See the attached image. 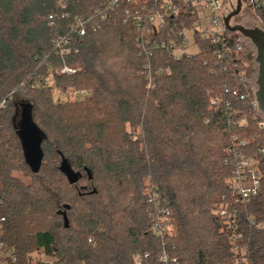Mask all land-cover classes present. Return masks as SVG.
<instances>
[{"label": "trees", "instance_id": "trees-1", "mask_svg": "<svg viewBox=\"0 0 264 264\" xmlns=\"http://www.w3.org/2000/svg\"><path fill=\"white\" fill-rule=\"evenodd\" d=\"M108 1L0 0V101L12 94L0 115L2 239L20 264L39 253L57 264H264V115L251 106L256 85L241 80L253 46L229 32L243 49L220 59L196 33L199 52L177 60L168 45H181L191 14L152 33L126 15L144 0H122L99 22ZM85 19L100 28L80 37ZM54 37H72L79 52L62 55ZM24 113L44 135L38 174L19 137ZM237 155L261 171L246 204L231 186Z\"/></svg>", "mask_w": 264, "mask_h": 264}, {"label": "built area", "instance_id": "built-area-1", "mask_svg": "<svg viewBox=\"0 0 264 264\" xmlns=\"http://www.w3.org/2000/svg\"><path fill=\"white\" fill-rule=\"evenodd\" d=\"M121 1L122 0H109L101 10H97L94 13L95 18H98L99 22H103V20L106 19V12L111 9L114 10ZM127 2L132 4L137 3V0H127ZM241 2L242 8L248 7L251 12H254L253 15L257 17V13L260 12L264 18L263 0H241ZM138 4L135 11H126V15L136 22L137 26L141 29L145 23L149 24L152 28L149 32L152 33L159 32L169 24L178 22L181 18H185V14L187 13L191 14L193 20L192 27L179 33V37H182L181 45L177 46L173 42L168 45L172 57L177 60L184 56L192 55L188 52L187 31H193L192 41L193 45L198 49L197 53L199 52V47L195 42L196 33H199L211 44L220 59L230 58L232 54H236L243 49V44L240 40H234L228 35L229 30L225 23L226 17L236 8L237 0H144L142 2L140 1ZM60 7L65 8L64 2L60 3ZM257 19L261 20L260 17ZM49 20L53 21V16H49ZM91 20L92 19L77 20L78 25L75 27L74 31H76L80 37H83L87 32ZM201 25L205 27L204 30H201ZM198 27L200 29H198ZM99 28V25L90 24L88 29L96 31ZM73 40L72 37H54L56 47L60 48L62 55L77 54L79 52L78 48L73 45ZM161 46L164 47V44L162 43ZM235 67H238L237 63ZM145 70L148 76L147 87L148 89H153L155 88V84L151 77L150 66L146 65ZM75 72V70L68 67H64L60 70L61 74H74ZM156 74L168 76L170 75V71L160 69L158 72L156 71ZM246 77V72H241V80H244ZM88 95V92H76L73 94V98L83 99ZM11 97L12 94L0 101V115L7 108ZM251 106L253 110L264 115L258 108L256 96L251 102ZM261 127L264 128V122L261 123ZM242 144L244 145V143ZM236 157L237 161L234 165V178L231 186L236 197V202L246 204L256 197L260 191L261 171L255 160L241 157L240 155ZM212 214L214 216L225 217L229 212L227 210H216ZM5 223L6 218L3 215V201L0 198V264H20L15 249L2 239ZM251 224H253V222H251ZM156 233L159 235L163 234L159 227H157ZM41 255L44 256V259L40 258ZM161 261L167 263L168 258L164 255ZM140 262L141 260L138 258V263ZM27 264H57V260L46 254L39 253L35 254Z\"/></svg>", "mask_w": 264, "mask_h": 264}, {"label": "water", "instance_id": "water-1", "mask_svg": "<svg viewBox=\"0 0 264 264\" xmlns=\"http://www.w3.org/2000/svg\"><path fill=\"white\" fill-rule=\"evenodd\" d=\"M241 10L242 2L241 0H237L236 8L226 17L225 23L229 32L240 34L243 38L249 40L256 50L255 57L250 55L248 59L254 58L255 63L258 65V76L256 79L257 90L255 96L258 108L260 112L264 114V30L259 27L247 28L242 25L232 24V19L239 15ZM19 137L23 146L26 163L34 174H38L44 159L42 148L44 135L27 113H24L22 116ZM61 156L60 172L67 178L70 185L77 184L81 178L80 173L75 172L71 168L68 160L63 155ZM88 174H90L89 171ZM89 178L92 179V176L89 175ZM92 193H96V190ZM64 209L65 211H59L58 214L62 216L64 227L68 229L70 227V222L67 211L70 210V206L65 205Z\"/></svg>", "mask_w": 264, "mask_h": 264}, {"label": "rangeland", "instance_id": "rangeland-1", "mask_svg": "<svg viewBox=\"0 0 264 264\" xmlns=\"http://www.w3.org/2000/svg\"><path fill=\"white\" fill-rule=\"evenodd\" d=\"M252 14H254V12L252 11ZM252 14H244L242 16H239L237 19V21H241L243 23V26L244 27H247V28H250V27H259L261 28L262 30H264V25L262 24L261 20H258L256 18V16L252 15ZM235 22V21H234ZM201 30H204V26L201 25ZM198 27V29H200ZM192 36H193V31H187L186 32V38H187V43L189 45L188 47V52L189 54H197V47L193 45V41H192ZM249 41V40H248ZM250 42V41H249ZM251 44V42H250ZM252 45V44H251ZM253 46V45H252ZM253 49H254V53L252 52L253 50L249 47V45L247 44L246 45V50L245 52L248 53L249 55H252L255 57L256 55V50L253 46ZM253 65V64H252ZM247 70H246V74H247V78L250 80V82L254 83L256 85V79H257V72H258V68L255 69V67H252L254 68V70L251 69V66L250 65H247L246 66ZM257 70V71H256ZM252 72V73H251ZM26 180V183H30V180L29 179H25ZM68 193L71 194V192L68 191ZM61 232V231H59ZM242 253H244V251H242ZM41 259H44V256L41 255L40 256Z\"/></svg>", "mask_w": 264, "mask_h": 264}, {"label": "flooded vegetation", "instance_id": "flooded-vegetation-1", "mask_svg": "<svg viewBox=\"0 0 264 264\" xmlns=\"http://www.w3.org/2000/svg\"><path fill=\"white\" fill-rule=\"evenodd\" d=\"M244 14H252V12H251V10L248 8V7H244V8H242V10H241V12H240V14L239 15H237L235 18H233V20H232V23L233 24H238V25H242L243 26V23L241 22V21H237V20H235V19H237L239 16H242V15H244ZM253 15V14H252ZM256 18H257V16H256ZM235 21V22H234ZM250 56V55H249ZM248 56V57H249ZM253 64V65H252ZM248 65H250L251 66V69L252 70H254V68H252V67H255V69H257L258 68V65L255 63V61H254V58H252V59H248ZM257 71V70H256ZM252 73V72H251ZM257 74H258V72H257Z\"/></svg>", "mask_w": 264, "mask_h": 264}]
</instances>
